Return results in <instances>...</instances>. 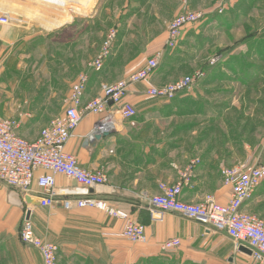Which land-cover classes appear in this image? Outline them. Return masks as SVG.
<instances>
[{
  "label": "crops",
  "instance_id": "obj_1",
  "mask_svg": "<svg viewBox=\"0 0 264 264\" xmlns=\"http://www.w3.org/2000/svg\"><path fill=\"white\" fill-rule=\"evenodd\" d=\"M130 1L137 4L130 9L128 3L120 16L115 14L124 20L119 23L116 41L103 69L89 72L84 102L101 94V84H113L127 77L156 53L162 54L161 59L168 57L165 44L169 25L179 11L177 1ZM195 1H191L192 8ZM240 3L241 0H214L200 22L185 27L180 43L187 45L189 65L180 63L177 67L182 70L174 74L177 76L158 68L147 81L130 86L126 100L137 109L134 118L118 123L111 133L89 139L87 135L99 116L88 114L66 145V150L76 155L84 169H103L108 176L105 186L89 189L90 196L129 212L146 226L148 242L134 243L122 237L126 221L106 211L41 206L42 190L35 181L29 193L0 183V264H43L40 251L20 238L28 212L37 235L58 245L62 264H237L242 255L256 260L252 254L237 250L224 232L176 212L152 219L149 210L150 198L159 193L158 183L178 182L193 159L199 158L201 164L195 169L191 185L185 186L181 195L183 201L190 203H199L206 195L214 194L220 203L226 204L232 191L225 183L222 169L245 161L264 162V145L254 144L253 130L248 144H240L230 135L216 144L211 140H194V117L188 115L190 107L181 101L191 95L208 98L218 115L214 119L224 124L227 113L241 109L236 100H230L238 97L237 92L196 91L202 82L214 80L221 64L235 69L234 64L241 56L254 61V30L249 37L244 36L239 29L243 22L237 23L242 18L237 10ZM251 4L250 16L254 0ZM220 5L223 7L216 10ZM226 8L229 11L224 13ZM4 14L7 13L0 9V17ZM10 18L7 24L0 22V118L17 119L19 135L33 141L52 120L51 115L63 114L69 88L83 71L82 61H92L100 48L97 41L84 42L80 34L68 39L66 32L73 27L29 25ZM236 31L239 42H232L231 33ZM214 47L223 52L211 55ZM87 49L92 51L90 56H84ZM215 56L220 60L211 64ZM205 61L210 63L202 70ZM68 65L74 67L69 79ZM176 65L170 64V69ZM197 67L206 76L192 91L179 93L171 101L147 95L148 88L173 82ZM213 98L219 99L216 104L212 103ZM42 172L37 170L36 176ZM57 185L77 183L57 175ZM243 209L264 217V181ZM171 238H179L181 245L173 251H164L162 243Z\"/></svg>",
  "mask_w": 264,
  "mask_h": 264
},
{
  "label": "built area",
  "instance_id": "obj_2",
  "mask_svg": "<svg viewBox=\"0 0 264 264\" xmlns=\"http://www.w3.org/2000/svg\"><path fill=\"white\" fill-rule=\"evenodd\" d=\"M204 16V12L190 10L176 15L168 29L166 47L175 49L181 41L185 27L200 22ZM10 20L8 14L0 17V22L4 24ZM117 35L116 28L108 31L100 51L90 63L91 70L99 72L103 69ZM161 57L162 54L158 52L127 77L113 84H101V94L87 102H84V97L90 75L82 72L66 100L67 105L63 114L53 118L33 141L19 135L17 119L0 118V183L29 193L35 181L42 190L41 206H60L65 210L97 208L106 211L110 216L126 221L122 237L134 243L146 244L149 239L144 224L133 219L129 212L90 196V188L107 184L106 172L103 169L97 171L84 169L76 155L66 150V145L88 114L99 116L87 135L89 139L111 133L118 123L134 118L137 109L126 100L129 88L147 81L154 75L159 68ZM219 60L220 57L215 56L211 59V64ZM205 76L204 71L197 70L173 82L150 87L147 89V95L171 101L179 93L192 91ZM200 164L199 158L193 159L181 172L178 182L158 183L159 193L149 200L152 219H162L167 212L179 213L210 229L226 233L237 250L241 246L247 247L257 261L264 263V219L243 209L245 203L252 199L264 181V162L245 161L222 169L225 183L232 191L226 204L220 203L214 194L206 195L199 203L181 199L183 188L191 185L195 169ZM39 169L43 172L36 176ZM57 175L66 176L77 185L59 187ZM19 234L23 243L40 251L43 264H62L58 258V245L37 235L32 221L27 217L24 218ZM180 245L179 238H171L164 241L161 248L164 251H173Z\"/></svg>",
  "mask_w": 264,
  "mask_h": 264
},
{
  "label": "rangeland",
  "instance_id": "obj_3",
  "mask_svg": "<svg viewBox=\"0 0 264 264\" xmlns=\"http://www.w3.org/2000/svg\"><path fill=\"white\" fill-rule=\"evenodd\" d=\"M176 1L179 9L176 15L188 10L205 13V9L209 7L211 2H214V0H196L194 2L195 6L192 8V0H187V2H184V0ZM251 1L253 0H241L237 10L242 13V18L239 17L237 23L243 22L240 24L243 26L239 29L244 36L248 35L247 37H249V34L254 30V61H251L250 58H244L245 56H241L243 58L240 59L237 64H234L236 65L235 69H231L228 64H221L218 66L217 72H214L217 75L214 77V80L210 78V82H202L196 90L200 92H237L236 95L238 97H236V99L232 97L230 100H236L238 107L241 109L239 111L227 113L226 124L218 123L214 119L218 115L215 112L216 110L212 109L213 106L208 98L201 97V95L199 97L191 95L184 98V100L181 101L185 102V104L187 103L186 106L190 107L188 115L194 117L192 120L195 124L194 140H211L213 144H216L219 140H222L225 135H230L232 138L239 140L240 144H248L252 132L251 130H253L254 144L255 142H259L260 146L264 145V0H254V11L253 15L250 16L248 13L252 9ZM128 3L130 4V9L137 4L130 0H86L87 6L82 7L80 10L72 5L73 0H0V9H2L3 13H7L18 21H24L29 25L32 24L44 27H57L62 25L65 27H73L72 30H67L66 32V37L68 39L73 38L76 34H80L84 42L92 40L94 43L97 41L99 43L98 47L101 49L108 31L112 28L117 29L119 23L121 25L124 20L123 17L116 18L115 14L118 13L119 15L120 12L126 8ZM222 5L224 6V4ZM222 5L216 8V10L222 8ZM228 8H226L224 13L229 11ZM223 10L224 8L221 10V13ZM118 15L117 17L120 16ZM174 18H172V20ZM247 20L249 21L247 22ZM238 37L239 31L231 33L232 42H237ZM218 49L219 48L214 47L211 55L217 52H223V50ZM166 50H168V57L160 60V69H164L166 72L174 75L177 71L182 70L181 66L177 67L180 63H183L184 66L189 65V61H187V56L189 54H187L188 50L186 43H179L175 49H168L166 47ZM83 52L84 56H90L92 53L90 49L84 50ZM90 63L91 61H82L83 73L90 72ZM174 63L177 64L176 67L170 69V64ZM204 63L205 64L200 67L202 70L208 68L210 61H205ZM239 63L240 65H238ZM186 68L187 67L183 70L186 71ZM200 68L191 69L185 72L182 77L190 75ZM73 69L74 67L68 65V79L70 75L73 74ZM79 75H77L72 86L69 88L68 95L73 85L77 82ZM94 85L95 84L92 86L94 91H96L97 88L96 86L94 87ZM217 100L219 99H214L212 103L216 104ZM244 108L246 109L244 110ZM183 112L186 113V111ZM59 115L60 114H54L51 116L55 118ZM262 218L264 219V217ZM241 258L242 259L239 260L237 264H260V262L243 255Z\"/></svg>",
  "mask_w": 264,
  "mask_h": 264
},
{
  "label": "bare ground",
  "instance_id": "obj_4",
  "mask_svg": "<svg viewBox=\"0 0 264 264\" xmlns=\"http://www.w3.org/2000/svg\"><path fill=\"white\" fill-rule=\"evenodd\" d=\"M72 5H74L77 9H80V10H81L82 7H86L87 6L86 5V0H73V4Z\"/></svg>",
  "mask_w": 264,
  "mask_h": 264
},
{
  "label": "water",
  "instance_id": "obj_5",
  "mask_svg": "<svg viewBox=\"0 0 264 264\" xmlns=\"http://www.w3.org/2000/svg\"><path fill=\"white\" fill-rule=\"evenodd\" d=\"M30 218V214H29V212H28V214H27V219H29ZM240 250L241 251H243V252H245V253H248V254H252V251L249 249V248H247V247H244V246H241L240 247Z\"/></svg>",
  "mask_w": 264,
  "mask_h": 264
}]
</instances>
